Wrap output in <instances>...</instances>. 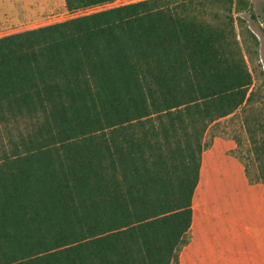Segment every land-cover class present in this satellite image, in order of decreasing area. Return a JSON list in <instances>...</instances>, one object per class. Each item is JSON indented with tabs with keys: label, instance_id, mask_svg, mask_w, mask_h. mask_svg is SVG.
<instances>
[{
	"label": "trees",
	"instance_id": "trees-1",
	"mask_svg": "<svg viewBox=\"0 0 264 264\" xmlns=\"http://www.w3.org/2000/svg\"><path fill=\"white\" fill-rule=\"evenodd\" d=\"M242 14L140 0L0 37V264H180L205 137L238 111L264 184Z\"/></svg>",
	"mask_w": 264,
	"mask_h": 264
},
{
	"label": "rangeland",
	"instance_id": "rangeland-1",
	"mask_svg": "<svg viewBox=\"0 0 264 264\" xmlns=\"http://www.w3.org/2000/svg\"><path fill=\"white\" fill-rule=\"evenodd\" d=\"M24 3V7L19 3L17 9L7 8L8 17L0 26V37L79 16L66 10L64 0ZM251 3L256 19L248 14L242 17L259 41L257 55L248 60V66L255 85H260V71L264 78V0ZM19 11L22 13L16 18ZM204 142L193 222L179 263L264 264V184L255 180L257 163L240 112L217 122Z\"/></svg>",
	"mask_w": 264,
	"mask_h": 264
},
{
	"label": "crops",
	"instance_id": "crops-1",
	"mask_svg": "<svg viewBox=\"0 0 264 264\" xmlns=\"http://www.w3.org/2000/svg\"><path fill=\"white\" fill-rule=\"evenodd\" d=\"M27 1L28 0H0V26L5 23V21H6L7 17H8V13H7V8L8 7L12 8V9H17V5L19 3H20L21 7H24V6H26L24 2H27ZM18 8H20V7H18ZM20 13H22V12L19 11L16 14V18L18 17V15H20ZM198 186H199V183H198ZM198 186H197L193 201H194V199L196 197ZM192 208H193V203H192ZM192 222H193V212H192ZM191 225H192V223H191Z\"/></svg>",
	"mask_w": 264,
	"mask_h": 264
},
{
	"label": "built area",
	"instance_id": "built-area-1",
	"mask_svg": "<svg viewBox=\"0 0 264 264\" xmlns=\"http://www.w3.org/2000/svg\"><path fill=\"white\" fill-rule=\"evenodd\" d=\"M116 1H121V0H116ZM133 1H135V0H123L122 2H119V3H115V1H114V3L111 2V3H107L105 5H98V6L89 7V8H85V9H81V10H77V11H70V12H72V13H74L76 15L88 14V13H92L93 11L95 12V10L98 11V10L107 8V7L111 6V5L115 6V5H118V4H121V3H130V2H133ZM91 9H94V10H91Z\"/></svg>",
	"mask_w": 264,
	"mask_h": 264
}]
</instances>
